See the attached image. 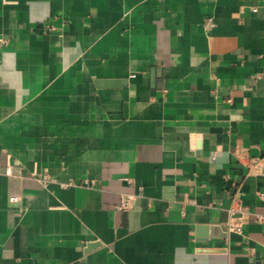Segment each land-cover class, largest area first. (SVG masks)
Here are the masks:
<instances>
[{
    "label": "crops",
    "instance_id": "crops-1",
    "mask_svg": "<svg viewBox=\"0 0 264 264\" xmlns=\"http://www.w3.org/2000/svg\"><path fill=\"white\" fill-rule=\"evenodd\" d=\"M0 37V264H264V0H0Z\"/></svg>",
    "mask_w": 264,
    "mask_h": 264
},
{
    "label": "built area",
    "instance_id": "built-area-1",
    "mask_svg": "<svg viewBox=\"0 0 264 264\" xmlns=\"http://www.w3.org/2000/svg\"><path fill=\"white\" fill-rule=\"evenodd\" d=\"M4 42H5V39H4L3 37H0V45L3 44ZM256 162H258V161H257V160H254V161H252V164H253V163H256ZM5 173H6V174H12V169H11L10 166L6 168ZM39 179H40L41 181L46 182V181L48 180V176H47V175H43L42 177H39ZM10 199L13 200V201H15V202H17V203H20V196H18V195H13V196H11ZM130 206H131V200H130V198H124V199L120 202V204H119L118 207H119L120 209H129ZM231 210H232V212H236V210H235L234 208L231 209ZM255 216H256V218H257L259 221H261V222L264 223V211H262V212H256V213H255ZM241 220H242V221H240V222H238V223H237V222H236V223H231L230 226H231V227L237 226L238 228H240L241 225H242V222L247 220V216H246V215H242V216H241Z\"/></svg>",
    "mask_w": 264,
    "mask_h": 264
},
{
    "label": "water",
    "instance_id": "water-1",
    "mask_svg": "<svg viewBox=\"0 0 264 264\" xmlns=\"http://www.w3.org/2000/svg\"><path fill=\"white\" fill-rule=\"evenodd\" d=\"M111 85L115 84V82H110Z\"/></svg>",
    "mask_w": 264,
    "mask_h": 264
}]
</instances>
